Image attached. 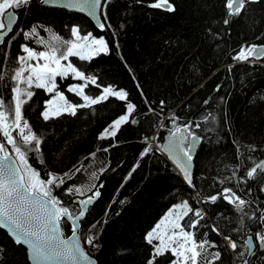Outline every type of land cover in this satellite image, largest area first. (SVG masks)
<instances>
[{
    "label": "trees",
    "instance_id": "obj_1",
    "mask_svg": "<svg viewBox=\"0 0 264 264\" xmlns=\"http://www.w3.org/2000/svg\"><path fill=\"white\" fill-rule=\"evenodd\" d=\"M152 2L108 0L103 30L83 14L40 0L17 9L19 22L0 47V98L9 108L15 83L11 76L19 66L17 57L24 55L21 46L45 50L41 37L46 42L53 34L72 39L74 26L82 34L103 37L109 51L84 60L70 57V62L86 75L96 76L98 84L125 90L136 106L130 117L135 124H123L114 138L101 140L103 129L126 112V102L110 97L78 109L75 116L65 113L46 121L41 113L55 92L31 89L35 94L23 113L41 143L38 152H26L27 162L42 179L49 172L69 174L53 194L74 215L79 213V201L92 192L79 196L68 195L66 190L86 189L91 184L99 188L100 196L80 229L84 243L89 236L97 237L98 247L85 246L98 264H147L152 247L145 240L146 233L183 201L202 212L204 219L194 231L198 240L216 245L208 248L210 253H221L216 264H264V250L258 243L254 255L245 244L249 236L255 242V233L264 228L258 219L264 213V173L258 172L253 179L246 175L264 160V59H233L242 47L264 45V0L248 3L239 17H227V25L226 0H170L174 11L149 7ZM33 26L38 35L26 39L24 33ZM76 83L83 81L71 74L56 78L57 90L73 103H83L67 90ZM85 92L96 96L101 88L89 85ZM186 124L201 140L194 159L193 187L160 151L165 135ZM0 141L4 142L2 136ZM17 143L24 150L18 136ZM148 144L151 151L142 155ZM29 147L34 149V145ZM225 187L248 202L243 211L222 197L214 203L209 199ZM253 213L257 219H250ZM61 226L66 236L72 234L69 221L63 220ZM214 227L219 234L212 231ZM224 236L237 242L235 252ZM0 249V264H30L25 247L15 244L2 229ZM173 259L167 253L156 264H170Z\"/></svg>",
    "mask_w": 264,
    "mask_h": 264
},
{
    "label": "snow or ice",
    "instance_id": "obj_2",
    "mask_svg": "<svg viewBox=\"0 0 264 264\" xmlns=\"http://www.w3.org/2000/svg\"><path fill=\"white\" fill-rule=\"evenodd\" d=\"M40 2L50 4L52 0H40ZM252 2L255 0H226L227 11L224 23L226 25L230 23L227 17L241 16L246 11L247 4ZM30 4L31 0H0V42L4 41L17 21L15 10ZM63 6L81 12L87 11L90 15L97 16L98 20L100 16L97 13L99 12L107 21V14L104 11L107 7V0L104 3L102 0H67ZM149 7L164 8L167 11L175 10L170 0H153ZM98 26L102 30L105 28L104 23H99ZM109 27L111 26L109 25ZM70 31L72 39H64L53 34L46 42L41 37L39 42L44 45L45 50L43 51H36L28 45H22V51L26 55L17 57L19 66L14 69L11 76V80L15 82L11 89V107L9 108L4 99L0 98V136L4 141L0 142V229H6L15 244L26 246L28 259L32 264H81V262L96 264L80 244L77 237V221L85 215V207L91 204L94 198L100 196V191L95 184L87 186L86 189L69 187L66 190L68 195L75 193L83 196L85 191L92 192V195L87 199L79 201L81 208L78 215H74L73 211L53 194L55 188L65 183L64 176L69 174L58 176L49 172L47 179H42L40 174L28 164L26 152L30 150L38 152L41 143L23 113L24 105L35 94L31 89H45L49 93H56L55 98L47 102L45 111L41 113L46 121L65 113L75 116L78 109L90 108L107 101L110 97L126 102V112L103 129L98 137L101 140L114 138L123 124L136 123L135 119H130L136 106L129 101V94L125 90H116L112 85L98 84L96 76L86 75L84 71L69 61L70 57H79L81 60L89 59L90 57L84 54L86 50L90 51L92 55L107 53L109 48L105 39L103 37L96 38L91 32L81 34V29L77 26L72 27ZM36 35H38L37 26H33L30 32L24 33L26 39ZM261 58H264V45L255 44L242 47L233 57L234 60L241 62ZM33 61L35 63H32ZM41 61L43 62L41 63ZM62 61L67 63H62ZM69 74L74 79L83 81L81 84L70 85L67 89L68 92L80 97L83 103H73L63 92L57 91L56 78L68 77ZM2 79L3 77L0 76V80ZM89 85L101 88L100 94L96 96L87 94L85 89ZM141 95H143L142 92ZM172 119L174 122L177 118L174 116ZM195 127H200V125L196 124ZM13 132H17L24 150L18 145L17 136H14ZM185 132L192 137L190 142L184 135ZM171 135L172 146L169 151L175 152L177 163L181 167L185 180L191 185L192 176L188 162L193 158L192 150L199 137L191 132V125L188 124L183 128L176 127ZM5 142L12 146L11 152L15 153V158L12 157ZM32 145H34V149L29 147ZM151 148L152 145L148 144L142 155L151 151ZM104 150L107 151V149ZM258 172L264 173V160L256 163L247 171V178H255ZM92 177L93 179L97 178L95 173H92ZM241 180L243 181V178ZM219 197L235 205L240 211H243L244 206L248 203L229 187L223 188L222 192L210 196L209 199L214 203ZM175 210L180 211L176 212ZM65 219L70 221L72 226V236L68 238L64 237L61 228V223ZM203 219L202 212L193 209L187 201L173 205L145 235L147 244L152 247L147 264H156L157 258L165 256L167 253L175 258L170 261V264H216L221 259V253L208 251L209 247H216V245L208 239L198 240L194 231ZM250 219H257L255 213ZM258 219L264 225V213ZM212 231L219 234V230L215 227ZM96 238L89 236L85 243L92 247H98L94 243ZM224 240L228 242L227 246L232 251L237 250V242L231 236H224ZM257 243L260 249L264 250V228L255 233V242L252 236H249L245 241V244L250 246L248 249L250 254H255L253 250ZM245 264H248V261H245Z\"/></svg>",
    "mask_w": 264,
    "mask_h": 264
},
{
    "label": "water",
    "instance_id": "obj_3",
    "mask_svg": "<svg viewBox=\"0 0 264 264\" xmlns=\"http://www.w3.org/2000/svg\"><path fill=\"white\" fill-rule=\"evenodd\" d=\"M108 1V0H107ZM105 0H102V3H104ZM67 3V0H52V3L50 4H44V5H47V6H50V7H57V8H64V9H67V10H70V11H73V12H76V13H80V14H83L85 16H87L93 23L94 25L99 28L98 24L99 23H104L105 24V20L103 18L102 15L99 14V12L97 13V15L100 16L99 20L97 19V16H93V15H90L87 11L85 12H81V11H78L76 9H71V8H67V7H64L63 5ZM16 11V14H17V21L16 23L12 26V31L8 33V35L4 38V41L3 42H0V47H2L4 45V43L8 40V38L11 36L12 32L14 31V28L16 27V25L18 24L19 22V19H20V16H19V12L18 10H15ZM264 58H261V59H254L253 61H261L263 60ZM172 132L170 133H167L163 139V142H162V146H161V152L163 154H165V156L169 159V161L177 168V170L179 171V173L181 174L183 180L186 182V184L190 187H193V177H194V170H195V162H194V159L198 153V149H199V146H200V143H201V140H200V137H199V140L198 142L196 143L195 147L193 148L192 150V160L190 162H188L189 164V167H190V173H191V176H192V184L189 185V183L185 180V177L183 175V172L181 170V167L179 166V164L177 163V159H176V156H175V152H170L169 149L171 148L172 146V135H171ZM179 135V134H177ZM184 135L187 137V140L190 142L192 137L188 135L187 132L184 133ZM185 147L186 144H185ZM12 155V154H11ZM13 158H15V155H12ZM186 159V158H185ZM183 162V161H181ZM99 197H96L93 199V202L89 205H87L85 207V215L83 217H81L78 221H77V237L79 238V241H80V244L81 246L83 247L84 251L96 262V264H98L96 258L87 250V248L85 247L84 243L82 242L81 240V237H80V229H81V221L84 220L87 216V213L89 211V208L95 203V201L98 199ZM83 199H87L86 198H83ZM80 208H81V205H80ZM78 215V214H77ZM70 222V221H69ZM71 223V222H70ZM62 228V226H61ZM4 230L7 234H8V231L6 229H2ZM63 231V230H62ZM64 233V232H63ZM9 236V234H8ZM72 235L68 236V237H71ZM10 237V236H9ZM64 237L65 238H68L67 236H65L64 234ZM11 238V237H10ZM12 239V238H11ZM73 239H76L75 237H73ZM13 240V239H12ZM25 247L26 249V246H23ZM250 247V246H249ZM27 250V249H26ZM255 250V249H254ZM253 250V251H254ZM27 255H28V252H27ZM30 264H32V262L29 260ZM81 264H86V262H81Z\"/></svg>",
    "mask_w": 264,
    "mask_h": 264
},
{
    "label": "rangeland",
    "instance_id": "obj_4",
    "mask_svg": "<svg viewBox=\"0 0 264 264\" xmlns=\"http://www.w3.org/2000/svg\"><path fill=\"white\" fill-rule=\"evenodd\" d=\"M82 34V33H81ZM97 38V37H96ZM31 48H33V47H31ZM34 50H36V51H43V49H37V48H33ZM24 53V52H23ZM84 54L86 55V56H90V55H92V53L90 52V51H88V50H86L85 52H84ZM24 55H26V53H24ZM69 61H70V58H69ZM43 61H41V63H42ZM32 63H35V61H33ZM62 63H67L66 61H62ZM76 84H80V83H76ZM76 84H73V85H76ZM57 91H61L60 89L59 90H57ZM62 92V91H61ZM55 95H56V93L48 100V101H50V100H53L54 98H55ZM47 101V102H48ZM47 102H46V106H47ZM57 103H59V101H57ZM27 131V130H26ZM1 142V141H0ZM14 153V152H13ZM14 155H15V153H14ZM52 173H54V172H52ZM54 174H57V173H54ZM58 175V174H57ZM59 176V175H58ZM182 203V202H181ZM180 204V203H179ZM172 208V207H171ZM170 208V209H171ZM176 212H179L180 210H175ZM168 212V211H167ZM166 212V213H167ZM165 215V214H164ZM181 223H182V221H181ZM82 240V239H81ZM83 242V241H82ZM155 243H157V241H154ZM84 243V242H83ZM84 245H86L85 243H84Z\"/></svg>",
    "mask_w": 264,
    "mask_h": 264
},
{
    "label": "bare ground",
    "instance_id": "obj_5",
    "mask_svg": "<svg viewBox=\"0 0 264 264\" xmlns=\"http://www.w3.org/2000/svg\"><path fill=\"white\" fill-rule=\"evenodd\" d=\"M170 133V132H169ZM161 146H162V144H161ZM160 149H161V147H160ZM161 151V150H160Z\"/></svg>",
    "mask_w": 264,
    "mask_h": 264
},
{
    "label": "built area",
    "instance_id": "obj_6",
    "mask_svg": "<svg viewBox=\"0 0 264 264\" xmlns=\"http://www.w3.org/2000/svg\"><path fill=\"white\" fill-rule=\"evenodd\" d=\"M14 133V132H13ZM14 135V134H13Z\"/></svg>",
    "mask_w": 264,
    "mask_h": 264
}]
</instances>
